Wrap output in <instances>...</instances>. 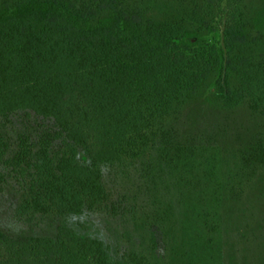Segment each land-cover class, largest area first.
Masks as SVG:
<instances>
[{"label":"trees","instance_id":"trees-1","mask_svg":"<svg viewBox=\"0 0 264 264\" xmlns=\"http://www.w3.org/2000/svg\"><path fill=\"white\" fill-rule=\"evenodd\" d=\"M115 165L163 258L67 223ZM0 193V264H264V0H0Z\"/></svg>","mask_w":264,"mask_h":264},{"label":"rangeland","instance_id":"rangeland-1","mask_svg":"<svg viewBox=\"0 0 264 264\" xmlns=\"http://www.w3.org/2000/svg\"><path fill=\"white\" fill-rule=\"evenodd\" d=\"M103 181L111 193L110 204L114 211L98 209L84 211L66 218L68 224L80 232L100 239L111 259H123L136 251L151 259L165 256L167 226L162 218L147 217L151 214L150 202L144 195L141 180L130 165L109 166L103 170ZM170 223L173 224V219ZM167 224V223H166ZM0 225L18 229L23 223L18 219L12 200L0 193Z\"/></svg>","mask_w":264,"mask_h":264},{"label":"water","instance_id":"water-1","mask_svg":"<svg viewBox=\"0 0 264 264\" xmlns=\"http://www.w3.org/2000/svg\"><path fill=\"white\" fill-rule=\"evenodd\" d=\"M223 28H224V23H223L221 31H220V42H221L222 46H223Z\"/></svg>","mask_w":264,"mask_h":264}]
</instances>
